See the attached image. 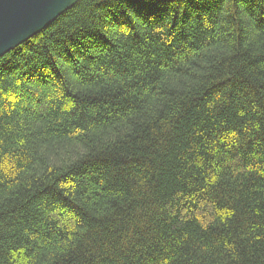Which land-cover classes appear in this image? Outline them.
<instances>
[{"label": "trees", "instance_id": "16d2710c", "mask_svg": "<svg viewBox=\"0 0 264 264\" xmlns=\"http://www.w3.org/2000/svg\"><path fill=\"white\" fill-rule=\"evenodd\" d=\"M0 264H264V0H79L0 57Z\"/></svg>", "mask_w": 264, "mask_h": 264}, {"label": "water", "instance_id": "95a60500", "mask_svg": "<svg viewBox=\"0 0 264 264\" xmlns=\"http://www.w3.org/2000/svg\"><path fill=\"white\" fill-rule=\"evenodd\" d=\"M79 0H0V57L50 25Z\"/></svg>", "mask_w": 264, "mask_h": 264}]
</instances>
